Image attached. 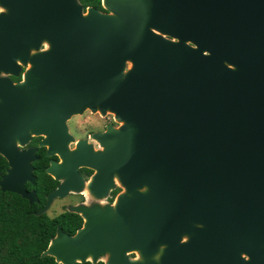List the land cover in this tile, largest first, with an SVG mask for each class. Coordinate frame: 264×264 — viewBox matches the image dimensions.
<instances>
[{"label":"water","instance_id":"water-1","mask_svg":"<svg viewBox=\"0 0 264 264\" xmlns=\"http://www.w3.org/2000/svg\"><path fill=\"white\" fill-rule=\"evenodd\" d=\"M75 1L1 0L11 7L0 15V71L16 72V60L28 69L17 85L0 79V151L54 137L65 164L49 172L70 180L37 215L84 190L79 167L98 171L87 186L95 202L71 209L84 225L58 229L44 255L264 264V0H103L106 13ZM97 105L119 127L96 136L103 152L68 158V120ZM12 150L0 188L33 204V158Z\"/></svg>","mask_w":264,"mask_h":264},{"label":"flooded vegetation","instance_id":"flooded-vegetation-1","mask_svg":"<svg viewBox=\"0 0 264 264\" xmlns=\"http://www.w3.org/2000/svg\"><path fill=\"white\" fill-rule=\"evenodd\" d=\"M60 2L63 7L67 4H70V2L65 3V0H60ZM75 2L77 6L79 5V7L83 8L84 13H86L88 8H94L106 13V10L103 8V6L100 10L93 6L86 7L85 0H76ZM10 7L11 6L4 5L0 0V15L7 16L10 12ZM47 49V44L43 42L40 49L34 51L32 54L36 55L38 52H44ZM27 69V65H23L21 62L16 60V72L0 71V79H6L10 83L17 85L23 81V77ZM108 111L106 115H102L100 107L99 109H97L96 113L87 108L82 116H74L68 120V133L70 137V140L68 141V158H72L75 155L74 152H78L77 154H79V157L86 158L90 156V150L95 154L104 151L103 142L96 136L103 135L109 132V127H112L113 129H117L119 127L116 114L113 112L111 113L110 110ZM77 117H81L82 119L78 120ZM80 144H82V146L84 145L85 149L80 150L78 147ZM55 145L56 143H54V137H52L51 135H31L30 139L26 142L25 145H23L20 140H14L12 149L15 148L19 156L28 154L31 156V158H33L31 166L33 168L32 174L34 176V182H27L25 184V189L29 193L34 192L36 194L37 201L33 204L40 207L38 209L39 211L36 212V214L43 211L48 206V197L57 189H59L62 184L70 180L71 172L69 171H66L65 173H62L63 171L55 172L57 175H59L60 179H57L55 175L49 172V169L55 168L53 166L54 164L58 166H60L61 164H65H63V162L65 161L62 160L60 155L57 154V152L54 153L56 150ZM12 149L3 148L5 152L3 150L2 152L0 151V157L6 162L7 165L6 172L1 176L0 180H2V178L6 176L11 169V164L8 156L16 154ZM41 172L42 175L45 176L44 180H41L40 178ZM97 173L98 171L96 168L89 166L79 167L77 170L78 175L76 174L79 178L78 185L81 186V190H84L81 192L80 190L79 192L71 190L65 197H58L54 199L53 202L49 205L47 211L42 215L46 214L50 218H57L67 213L76 214L82 218L83 226L85 222L83 216L73 212L71 209L79 206L89 208L95 202L94 197L89 193L87 186L92 182ZM114 181L116 188L111 189L109 196L105 200L111 205L114 204L115 199L121 192V188L118 186L116 178L114 179ZM58 229L61 228L58 227Z\"/></svg>","mask_w":264,"mask_h":264},{"label":"trees","instance_id":"trees-1","mask_svg":"<svg viewBox=\"0 0 264 264\" xmlns=\"http://www.w3.org/2000/svg\"><path fill=\"white\" fill-rule=\"evenodd\" d=\"M86 7L102 9V0H85ZM6 162L0 157V178L6 172ZM41 180L45 178L40 173ZM40 207L18 194L0 189V264H60L44 255L60 227L74 235L82 226V218L67 213L57 218L37 215ZM77 264H105L84 262Z\"/></svg>","mask_w":264,"mask_h":264},{"label":"bare ground","instance_id":"bare-ground-1","mask_svg":"<svg viewBox=\"0 0 264 264\" xmlns=\"http://www.w3.org/2000/svg\"><path fill=\"white\" fill-rule=\"evenodd\" d=\"M87 109V108H86ZM97 109H99V106L97 105ZM109 112V111H108ZM65 162H63V164H64ZM114 174H115V177H116V179L119 181V173H118V171L116 170V171H114ZM107 256L109 257L110 256V254H107ZM107 257V258H108ZM91 258V254H90V256H89V259ZM105 260H106V258H105Z\"/></svg>","mask_w":264,"mask_h":264},{"label":"rangeland","instance_id":"rangeland-1","mask_svg":"<svg viewBox=\"0 0 264 264\" xmlns=\"http://www.w3.org/2000/svg\"><path fill=\"white\" fill-rule=\"evenodd\" d=\"M83 114H78V115H75V116H82ZM74 117V116H73ZM78 120H81L82 118L81 117H77ZM68 125V123H67ZM137 256V254H131V258H135Z\"/></svg>","mask_w":264,"mask_h":264}]
</instances>
